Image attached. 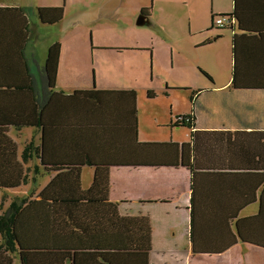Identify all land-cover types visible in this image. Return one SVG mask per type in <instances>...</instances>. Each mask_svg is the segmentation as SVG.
Instances as JSON below:
<instances>
[{"label": "crops", "instance_id": "obj_1", "mask_svg": "<svg viewBox=\"0 0 264 264\" xmlns=\"http://www.w3.org/2000/svg\"><path fill=\"white\" fill-rule=\"evenodd\" d=\"M28 9L17 0H0V189L8 193H16L12 187L26 169L32 172L40 165L34 155L25 164L20 156L32 138L36 145L42 144V130L18 125L33 114L36 90L39 97L43 95L42 69L55 43L42 47L38 59L41 24L29 19ZM142 10L149 21L151 10L139 8L140 14ZM234 10V26L217 28L215 37H224L218 31L230 33L227 81L216 86L214 78L202 72L204 93L189 94L193 128L172 125V116L186 114H169L161 122L168 135L159 139H141L136 87H98L94 74L89 80L79 71L61 69L67 64L64 45L56 41L60 45L57 72L54 88L48 91L58 95L45 107L47 166H42L41 177L48 176L45 183L58 193L52 203L62 206L58 183L62 174L79 173L82 178L93 173L84 182L85 190L97 175L93 193L71 205L88 206L96 214L76 219L79 227L71 225V233L60 228L59 235L89 234L98 250L115 246L112 211H116L146 224L148 238L128 248L148 245L149 264H264V248L242 242L237 228L238 220L252 218L257 224L255 218L264 209V0H212L211 14L230 15ZM80 91L88 95L76 93ZM146 98L153 101L157 96L147 92ZM214 100L219 107L212 113ZM40 198L37 195L34 201ZM191 222L199 253L192 250ZM253 228L260 230L257 225ZM49 230L56 232L55 224ZM54 238L34 249L86 248V243L69 246Z\"/></svg>", "mask_w": 264, "mask_h": 264}, {"label": "rangeland", "instance_id": "obj_2", "mask_svg": "<svg viewBox=\"0 0 264 264\" xmlns=\"http://www.w3.org/2000/svg\"><path fill=\"white\" fill-rule=\"evenodd\" d=\"M17 1L23 6L30 7L28 16L34 22L38 21L37 8L61 7L63 10L60 24H39L43 41L40 42L37 51L38 59L41 57L42 47L58 41L64 45L62 56L67 63L66 67L61 66V69L79 71L80 77L86 76L89 80L94 74L98 87H136L141 139H159L164 134L168 135L165 127H161L163 126L161 122L168 120L169 114L191 113L190 92L204 93L206 82L202 72L210 74L216 81V86L224 84L228 79L226 72L230 61V33L218 31L224 37L215 40L218 36L215 21L220 16L229 14H211L212 0ZM152 4L154 9L151 8ZM102 6L103 9L100 10ZM142 7L151 10V18L149 21L147 19V24L138 26L136 20L140 15L139 8ZM209 29L210 31L207 32ZM209 44L212 45L208 46ZM117 49L122 51L118 52ZM147 92H153L157 98L148 101ZM165 92L168 97L164 95ZM212 107L213 113L219 107V103L214 100ZM171 118L172 121L175 119L173 116ZM19 146L21 149L22 145ZM91 175L93 176V173L82 175L81 178L79 173L62 174V180L58 181L60 195L71 200H79L92 194L97 175L91 187L84 189V182L88 177L92 179ZM68 176L72 178L67 180ZM47 178L48 176L41 177L38 180L39 185H35L43 197L48 195L46 201L35 200L33 205L25 207L17 218L15 231L19 238L21 241L23 238L28 240L33 246L39 241L41 243L54 241V237L62 239L61 244L69 246L85 243V238H65V233L59 235V229H69L71 233L73 230L71 225L75 228L79 227V223L75 222L76 219L94 216L96 211L88 206H61L52 203V199L57 197V192L45 183ZM12 188H16L17 190L14 191L19 195L29 192L28 187L13 186ZM13 194L14 192H11L10 196ZM106 195L107 193H103L104 197ZM108 200L105 199L106 204H110ZM110 206L115 208L113 204ZM53 224L56 226V232L49 230L53 229ZM140 226L139 222L132 228H123L120 221L115 222L114 249L125 248L123 245L127 244L128 238H131L130 234H135L134 237L139 235ZM137 242L139 243V238L134 245ZM17 246L22 250L23 245L19 239ZM36 247L41 249L45 246ZM14 264H18L17 261Z\"/></svg>", "mask_w": 264, "mask_h": 264}, {"label": "trees", "instance_id": "obj_3", "mask_svg": "<svg viewBox=\"0 0 264 264\" xmlns=\"http://www.w3.org/2000/svg\"><path fill=\"white\" fill-rule=\"evenodd\" d=\"M141 14H145V11L142 10ZM37 20L42 25H55L62 20L63 10L61 7L57 8H37ZM225 17L232 18L235 21L237 20V13L234 10L233 13L227 15ZM211 23L212 26L214 25L213 15L211 16ZM231 27H219V29H231ZM60 52V45L58 42L53 43L46 55L45 63L43 66V82H44V92L42 97L38 96V92L36 90V98H35V110H33V114L30 115L28 122L26 120L22 123L24 125L21 126H33L36 130H42V144L36 145L34 138L24 146L21 152V163H26L27 160H32V156H36L40 159V165H35L33 171L26 169L24 174L22 173L21 178L19 179L17 184L13 186H26L29 189L26 190L25 195H19L14 193L10 196L11 193L0 189V264H14L17 261L18 264H149V248L147 246L140 247L137 250H129L127 247L129 245H134L136 240L139 241L148 238L149 231L147 229L146 224L141 222L138 218H127L118 216L116 211H114L115 220L113 223V227L115 222H121L123 228L125 227H133L136 226L139 222L140 226V233L139 235L135 236V234H130L131 238H128V242L126 245H123L125 248L123 249H114L115 246L109 245L105 250H99L96 247H93V237H90L89 234L85 235V249H79V247L75 249H48V250H30L36 246L45 245L46 243L38 242L37 245L33 246L29 244L28 240H23L19 238L17 232L15 231V225L17 218L23 211V209L27 206H32L34 202V198L39 195L42 196V201L48 198L43 197L39 192V189L35 185L38 184V178L41 177L42 166H47L45 162V152H46V139L47 137V130L45 128V107L49 104H53V97L54 95H58V93H53L52 91H48V88H54V80L55 74L57 72V63H58V56ZM235 83V74L233 75V82ZM81 93L83 95H88L87 92H76ZM52 94L51 97L47 95ZM134 97V92L132 93ZM194 94V93H192ZM134 102H133V112H134ZM135 116V114H134ZM29 124V125H26ZM134 124V123H133ZM173 126L179 127H186L188 129H192L194 126V116L193 113L187 115H178L172 122ZM3 125H0L2 127ZM135 127H136V118H135ZM194 135V133H192ZM193 140V137H192ZM150 145V144H145ZM42 152V155H41ZM87 165L92 166L93 163L87 161ZM86 164V163H85ZM57 166H64V165H57ZM80 166V165H76ZM109 166V165H104ZM64 198V199H63ZM63 199L61 203L64 205H73L78 202V200L60 197ZM258 220V223L255 224L252 218H248L246 220H238L237 228L238 238L242 242H246L249 244L257 245L264 248V209L263 207L260 208L258 216L255 218ZM87 223H83L86 225ZM111 225V223H110ZM255 225L258 226L260 230H256ZM87 231V228H85ZM18 239L21 245H23L22 250L18 248ZM62 240V239H61ZM60 240V241H61ZM190 240L192 243V250L194 253H199L197 250L196 237L194 235L193 230V223L191 222V230H190ZM55 241V240H54ZM140 243L137 242V245ZM228 246V245H227ZM226 246V248H227ZM147 247V248H146ZM94 248L95 250H93ZM145 248V249H143Z\"/></svg>", "mask_w": 264, "mask_h": 264}, {"label": "built area", "instance_id": "obj_4", "mask_svg": "<svg viewBox=\"0 0 264 264\" xmlns=\"http://www.w3.org/2000/svg\"><path fill=\"white\" fill-rule=\"evenodd\" d=\"M234 24V20L229 17L220 16L216 21L215 25L219 27H231Z\"/></svg>", "mask_w": 264, "mask_h": 264}, {"label": "water", "instance_id": "obj_5", "mask_svg": "<svg viewBox=\"0 0 264 264\" xmlns=\"http://www.w3.org/2000/svg\"><path fill=\"white\" fill-rule=\"evenodd\" d=\"M147 22L148 21H147V19L145 18V16L143 14H140L139 17H138V19L136 20V24L138 26L145 25V24H147Z\"/></svg>", "mask_w": 264, "mask_h": 264}]
</instances>
